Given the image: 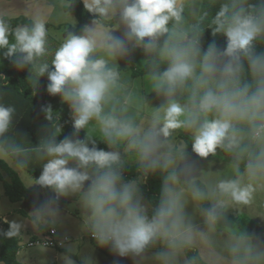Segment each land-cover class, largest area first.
<instances>
[{"label":"clouds","instance_id":"clouds-1","mask_svg":"<svg viewBox=\"0 0 264 264\" xmlns=\"http://www.w3.org/2000/svg\"><path fill=\"white\" fill-rule=\"evenodd\" d=\"M82 2L95 19L78 34L67 29L51 64L41 62L49 54L44 16L14 28L0 18L3 57L17 69L31 68L39 77L47 73V92L67 104L75 133L94 124L110 149L98 148L89 136H65L58 142L61 129L56 124L37 150L45 162L35 181L56 197L35 208L33 224L38 229L55 224L58 198L77 195L86 212L85 230L97 246L120 257L143 258L153 249L154 264H177L183 254L209 244L186 211L187 201L209 202L200 215L205 223L216 224L224 219L229 203L250 205L256 192L251 181L264 179V49L258 47L264 40V0L223 3L212 31L226 38V48L213 44L206 51L196 29L181 27L186 0ZM117 18L122 37L113 35L105 23ZM134 49L153 56L149 79L162 97L151 117L139 122L127 107H108L120 85L113 61ZM44 111L51 119V107ZM15 113L13 106L0 103V138L10 132ZM177 131L187 134L192 152L201 158L214 156L217 149L230 154L232 175L215 182L197 180L191 164L180 167L183 145L178 156L172 144ZM131 154L137 158L139 175L125 180V157ZM4 158L18 170L27 167V161L11 153H0ZM153 175H160L162 184L158 204L149 208L140 183ZM21 228L15 220L8 222V230H0V236L16 237ZM226 247L232 264H264V246L250 248L245 240L233 237ZM72 251L68 249L63 264H75Z\"/></svg>","mask_w":264,"mask_h":264},{"label":"trees","instance_id":"trees-1","mask_svg":"<svg viewBox=\"0 0 264 264\" xmlns=\"http://www.w3.org/2000/svg\"><path fill=\"white\" fill-rule=\"evenodd\" d=\"M69 5L65 7V11L73 14L79 21L80 25L86 26L92 23L95 17L88 13L82 0H66ZM227 2V0H203L202 8L199 17L196 22V33L199 38L202 51H206L210 45L215 46L221 50L224 49V45L227 43L226 38L222 35H213L212 28L214 27L212 21L219 11L221 5ZM248 4H259L260 0H247ZM13 28L17 25L30 23L31 20L25 16L17 18H3ZM106 24H110L105 22ZM48 28L49 25L46 24ZM258 46L264 49V40L258 42ZM261 50V49H260ZM3 54H0V103L5 106H13L16 110L13 118V124L10 132L6 137L0 138V144L10 153L18 154L19 156L30 155L33 151H37L41 145V142L48 136V134L54 131V126L59 124L56 116L51 112V119H46V113L44 109L47 107L44 104L42 98L43 87L45 85L44 76L39 77L38 74L31 68L25 67L20 70L17 69L14 64L9 60L3 58ZM153 63V56L147 54V63L142 69H137L135 75L144 76L149 75L151 70V64ZM60 126V124H59ZM61 129V126H60ZM62 130V129H61ZM63 137L57 136V141L64 139L65 136H71L67 129L61 131ZM36 137V138H35ZM187 149L183 153H190L192 151L191 142L188 137ZM105 146V147H104ZM245 150V145L241 146ZM19 148L22 151L15 152V149ZM101 148L105 151L110 150L107 146L101 145ZM175 150V149H174ZM177 155L181 151L175 150ZM225 155H230L221 150ZM20 160L21 157H18ZM126 167L124 171V179L132 180L138 178V167L136 164V156L134 154L127 155ZM43 161L39 166H35L27 162L25 168L35 178H39L42 173ZM6 171L10 177V181L4 180L3 172ZM243 171V164L241 166ZM4 182L5 194L12 202L25 201L28 207L36 206V208L43 203L45 197L38 190H30L26 188L19 176L13 172L8 165L0 159V182ZM144 183L141 188L142 194L149 200L153 207L158 204L160 196V188L162 184V177L160 175L148 176L143 179ZM183 185V179L181 180ZM1 199V192H0ZM202 205L207 208L210 206L209 202H201ZM237 228L243 237H254L263 239L262 229L251 219L246 216L239 217L237 219ZM0 230L7 231L8 223L3 221L1 216L0 206ZM20 251L19 238H6L0 236V261L3 264H25L18 260V253ZM189 261L193 264H206L202 260L199 253L194 249L191 252L186 253Z\"/></svg>","mask_w":264,"mask_h":264},{"label":"crops","instance_id":"crops-1","mask_svg":"<svg viewBox=\"0 0 264 264\" xmlns=\"http://www.w3.org/2000/svg\"><path fill=\"white\" fill-rule=\"evenodd\" d=\"M190 1L194 2L196 0H186V4L188 5V7L190 6L189 4ZM202 2L203 0H201L200 2V6L197 10V16L193 19V21L187 19L185 16V21L181 25V27L183 28L191 27L195 29L196 22L202 8ZM83 27L84 26H80L77 34L81 32ZM107 27L112 31L113 35H116L118 33L119 34L118 36L121 37L123 36L124 30L123 27L119 26V24L118 25L115 24L114 26H107ZM51 41H50L51 45L54 47L59 43L54 38H52ZM224 48H226V44L224 45ZM53 55L54 54H52V58ZM122 59H129V61L131 62L130 66H128L127 68V66L119 65L117 68H124L125 72H130V74H128V78L125 81V84H123L120 81L119 87L113 91L114 98H112L110 103L116 102L117 110H119L121 107H127V110H129L130 108L133 110L131 106L133 105L136 106L137 102H133L131 99L133 96L137 94L136 88H139L138 83L141 82L143 86L140 89V93L142 92L148 97V102L144 103V109H146L144 113H147V117L150 118L154 110L159 108L160 104L162 103V97L158 96V94L153 90L152 86L149 85V83H151L149 79V75L137 76L134 74L137 69H142L146 65L147 54L142 49H134L129 52L127 57ZM118 71L121 72L120 70ZM46 81L49 82L48 79H46ZM46 85L45 87H43V96H45L43 101L46 107L49 104L52 105V103H55V106H53V108L51 107V110L57 118L58 115H62V113L67 109V104L62 102L61 97L59 95L56 96H52L50 94L47 95ZM126 101L127 103H125ZM149 107L154 109L147 110ZM137 109L139 108L137 107ZM70 129H73V127H71ZM61 133L62 132L60 131V134ZM174 135L176 136L177 140L180 141L181 144H183V152L186 151L187 144H184L185 143L184 139L186 140V137H188L187 134H184L181 131H177ZM83 138L85 137L82 136L81 139ZM92 139L98 141L95 137H93ZM178 151H181V149H179ZM0 153H10V152H8L0 144ZM11 154L13 155L14 158L18 159V157H21L20 160L27 161L28 163H31L35 166H39V164H41L44 161L40 159L39 155L37 154V151H33L30 155H23V156H19L18 154H13V153ZM2 160L8 165V167L13 172H15L19 176L23 184L29 187L26 188L39 190L47 200L49 199L48 197H51L48 194V190H47L48 188L36 184L35 181L37 180V178L31 175L28 172V170H26L25 168L23 170H18L16 167H14L11 160L7 158H4ZM185 162L191 164L194 167L195 169L194 176L197 180L207 179L210 182H215L216 180L222 177L230 176L233 173V157L231 155H225L221 151V149H217L216 154L214 156L210 155L207 158H201L192 151L190 153H185V154L183 153V160H178V165L182 167ZM3 175L5 181H10V177L6 171L3 172ZM251 182L256 187V192L254 193L253 202L250 205H236L229 203L225 208L224 219H221L216 224H207L204 222L203 217L200 215V210L205 208L202 205V203L193 202L191 200L186 202V211L193 217L194 222L199 227V230L206 234L209 241V244L207 246H204L203 248L194 249L199 253L200 257L202 258L203 261L206 262V264H232V256L228 252L226 245L233 237H239L245 240V243L250 248L255 249L257 245L264 246V179L259 181L253 180ZM0 192H1V198L2 195L7 196L5 194V187L3 181L0 182ZM11 203L13 205L11 209H9V211L6 213H4L1 205V216L3 221L7 223L10 222L9 220L13 215L17 214V211L21 214V212L24 210L20 208L18 204H23V207H26V209L35 210L36 208V207L35 208L28 207V205L23 201L20 202L11 201ZM151 208H153V206ZM34 210L32 211V214ZM32 214L24 215L25 220L31 219L29 221L30 222V224L28 225L29 227L27 228L28 235L32 234L29 238L30 240L29 243L32 240L38 238H44L45 236H47L46 235L47 232H49L51 229H56L53 228L52 226L47 227L46 225L43 226L41 225L39 229L36 226H33L34 217ZM243 216H246L249 219L253 220L262 229L263 239H258L254 237H243L240 234L237 228V219ZM17 237L19 238V236ZM58 239H63V238L59 237ZM97 249L100 250L102 249L110 254L109 257L110 259L107 264H112V261L114 260L119 261L120 264H154V261L152 259V252L154 251L153 249L147 250L144 253L143 258L133 257V256L120 257L116 255L114 252H112L110 248H101L97 246ZM188 262L190 261L185 253L178 258L177 264H188Z\"/></svg>","mask_w":264,"mask_h":264},{"label":"rangeland","instance_id":"rangeland-1","mask_svg":"<svg viewBox=\"0 0 264 264\" xmlns=\"http://www.w3.org/2000/svg\"><path fill=\"white\" fill-rule=\"evenodd\" d=\"M201 0H196L194 2L190 1V6L186 8L185 16L187 19L193 21V19L197 16V10L200 6ZM69 3L66 0H0V18H17L20 16H25L28 19H32L36 15H42L46 18L47 24L49 25V54L44 57L41 62H48L51 64L52 54L55 53V50L59 47V45L63 42L64 37L67 35L66 31L77 33L80 26L78 19L71 13H67L65 11V7L68 6ZM110 24H106L107 26H114L118 23V18L113 19L111 21H107ZM119 35L118 33L116 34ZM56 39L59 43L58 45L52 46L51 39ZM51 41V42H50ZM53 43V42H52ZM2 54V53H0ZM2 56V62L5 60ZM113 63L118 67L119 65L130 66L131 62L129 59L116 58ZM120 70V81L125 84V81L128 78V74L130 72H125L124 68H117ZM132 71V70H131ZM48 79L47 73H45L44 78ZM45 79V85L48 84ZM44 85V87H45ZM152 86V83H149ZM47 86V85H46ZM143 84L141 82L138 83L137 94L132 97L133 102H137L136 106H131L133 110L130 108L128 110V114L131 115L135 120L145 121L148 119L147 113H144L146 109H144V103L148 102L147 95L140 93V89ZM47 95L49 93L46 90ZM42 92V98L44 99ZM114 98V97H113ZM137 98V100H136ZM55 106V103L52 105H47V107ZM108 107L116 108V102L109 103ZM154 108L149 107L147 110H153ZM52 111V110H51ZM53 113V112H52ZM142 116V117H141ZM59 124L61 126V131L67 129L68 133L71 136H77V138H82V136L89 138L95 137L98 141H95L97 146L105 145V143L101 140L102 136L98 130V128L93 124L90 125L85 130H81L78 134L75 133L74 128L70 129L72 126V114L71 110L67 106V109L62 113V115H58ZM142 118V119H141ZM182 132V131H181ZM183 133V132H182ZM186 134V133H184ZM59 136V135H58ZM60 137H63V134H60ZM184 144H187V140H185ZM172 144L175 150L181 149L183 144L177 140L176 136L172 137ZM105 147V146H104ZM104 149V148H103ZM241 151L244 149L241 147ZM144 181L142 180L140 183V191L142 188ZM88 182L85 184V190H87ZM28 187V186H26ZM29 188V187H28ZM35 190V189H30ZM48 194L51 197H56V194L48 188ZM36 191V190H35ZM39 191V190H38ZM142 194V192H141ZM144 198V202L148 204L149 208L152 207V204L149 200L142 194ZM2 200V201H1ZM26 203L25 201H23ZM201 203V202H200ZM2 205L4 213L8 212L12 207L11 201L5 195H2L0 199V206ZM59 205V215L58 220L55 224L46 225L47 227L52 226L56 228L58 231V238L68 237L69 241L64 245L63 248H53V247H45V246H28L29 238L32 234L28 235L27 228L30 224V220H25V214H32L34 209H26L23 207V204H18V206L24 209L21 214L17 211L16 215H13L10 218L11 221H16L22 224L21 232L18 235L20 239V251L18 253V260L25 264H63V257L69 255L68 249L72 248V259L75 261V264H84L85 261L90 260L91 264H107L109 261L110 254L104 250L97 249L96 242L91 238L90 234H88L85 230V218L86 212L82 208L79 196L77 195H69L66 197L58 198ZM33 206L31 208H35ZM34 226V225H33ZM43 226V225H42ZM119 261L114 260L112 264H117ZM0 264H3L0 261ZM120 264V263H119Z\"/></svg>","mask_w":264,"mask_h":264},{"label":"built area","instance_id":"built-area-1","mask_svg":"<svg viewBox=\"0 0 264 264\" xmlns=\"http://www.w3.org/2000/svg\"><path fill=\"white\" fill-rule=\"evenodd\" d=\"M58 231L56 229H51L47 232V236L44 238H38L32 240L28 246H45V247H53V248H63L64 245L69 241L68 237L63 239H58L57 237Z\"/></svg>","mask_w":264,"mask_h":264}]
</instances>
